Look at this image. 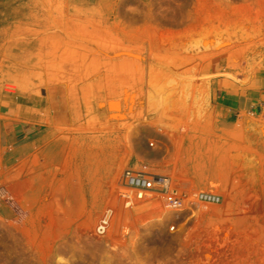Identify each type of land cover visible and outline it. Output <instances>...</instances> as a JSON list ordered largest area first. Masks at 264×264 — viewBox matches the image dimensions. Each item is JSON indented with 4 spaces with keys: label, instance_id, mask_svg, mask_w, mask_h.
I'll use <instances>...</instances> for the list:
<instances>
[{
    "label": "rangeland",
    "instance_id": "obj_1",
    "mask_svg": "<svg viewBox=\"0 0 264 264\" xmlns=\"http://www.w3.org/2000/svg\"><path fill=\"white\" fill-rule=\"evenodd\" d=\"M42 2L47 10L34 13L39 28L27 33L19 23L10 41L24 34L62 39L67 28L69 39H106L140 50L146 82L153 71L156 86L144 82L150 102L144 95L135 122L115 125L123 117L112 118L110 97L123 85L102 74L101 100L87 101L83 127L63 130L49 152L38 149L13 167L0 153V264H264V110L244 112L224 129L211 102L212 90H250L263 74L264 0ZM20 40L31 44L0 61V100L14 91L41 96L58 82L57 49L43 53L44 39ZM144 165L172 177L189 199L210 191L222 202L176 212L160 200L125 211L122 175ZM109 207L116 216L100 235Z\"/></svg>",
    "mask_w": 264,
    "mask_h": 264
},
{
    "label": "crops",
    "instance_id": "obj_2",
    "mask_svg": "<svg viewBox=\"0 0 264 264\" xmlns=\"http://www.w3.org/2000/svg\"><path fill=\"white\" fill-rule=\"evenodd\" d=\"M42 3V0L40 3L37 0H0V61L8 57L14 59L13 55L17 54L20 46L27 48L26 44H31L20 39H44L41 52L49 50V43L53 41L51 36L24 34L15 37L17 40L13 42L8 35L19 23L20 28L24 29L23 32L36 30L38 17L34 13L38 9L47 10ZM27 12L32 14L26 15ZM61 38L64 39L63 36ZM34 41L32 43L35 44ZM45 54L44 57L47 56ZM56 55V59L62 60V65L55 69V74L59 77L57 84H50L41 96L14 91L4 94L0 100V153L2 162L7 167H13L31 156H36L38 149L45 148L49 152L62 137L63 130L83 127L87 115V101L101 100V75L111 78L115 76L108 69L101 68L102 62L97 57L89 58L93 62H84V59L80 61L64 53ZM50 70L53 73V69ZM124 92L123 87L110 99L120 101L121 105L126 106ZM211 102L220 115L218 121L224 129L236 124L244 112L264 110V71L254 79V86L250 90L234 92L225 89L223 85L220 89L212 90ZM110 113L111 110L109 115ZM115 121V125L122 124L116 119Z\"/></svg>",
    "mask_w": 264,
    "mask_h": 264
},
{
    "label": "bare ground",
    "instance_id": "obj_3",
    "mask_svg": "<svg viewBox=\"0 0 264 264\" xmlns=\"http://www.w3.org/2000/svg\"><path fill=\"white\" fill-rule=\"evenodd\" d=\"M222 4V3H221ZM94 23V22H93ZM67 24V23H66ZM93 26V25H92ZM80 28V27H79ZM73 29V28H72ZM81 29V28H80ZM220 29V28H219ZM71 30V29H70ZM68 28L65 31H60L63 34L64 38L67 39H53L52 43H49V49L52 50V48H54L56 51H58L57 53H60V51L64 50L66 52H64V54H67L68 56L74 58V59H78L80 61H91V59H89L90 57H97L98 59L101 60V68L102 69H108L109 72L111 71L113 74H118V79L113 76L112 78L110 77V81L111 82H116L118 80V82H120L123 87L125 88V92H124V97L126 100V106L123 107L120 103V101H115L113 102V105L111 106L113 108V110H117L116 114H114L112 116V118H116V116L118 117H123V121L122 124L127 123V121L129 122L130 119L135 118L136 116L139 117L138 115H140V113L142 112V110L145 108L144 104L146 105V103H144V95L146 94L144 92V88H145V84L144 82H146L147 76H146V70H144L145 65H144V61H145V56L141 53L140 50L138 49H128V48H120V47H116V46H112L111 44L106 43V39H104L105 41L100 42L98 39H69L72 36L73 31L71 32ZM76 30V29H75ZM74 30V31H75ZM84 30V28L82 29ZM93 30V29H92ZM98 30V29H96ZM86 31V29H85ZM84 31V33H85ZM101 31V30H100ZM99 31V32H100ZM88 32V30L86 31ZM90 32H92L90 30ZM98 32V33H99ZM83 31L82 34L84 35ZM107 33V32H105ZM88 35V33H87ZM104 35V36H103ZM222 35V34H221ZM91 36H93V34H91ZM90 36V37H91ZM96 37V34L94 35ZM93 36V37H94ZM103 38L106 36L105 34L101 35ZM100 36V37H101ZM109 36V34H107V37ZM92 37V38H93ZM94 37V38H95ZM99 37V35H98ZM97 37V38H98ZM101 37V40H103V38ZM105 37V38H107ZM109 38V37H108ZM111 38V37H110ZM100 39V38H99ZM111 41H113L112 39H110ZM110 41V42H111ZM115 41V40H114ZM116 41H119L118 39H116ZM115 41V42H116ZM121 41V40H120ZM119 41V42H120ZM46 42H48L46 40ZM45 42V43H46ZM114 42V43H115ZM116 42V43H119ZM221 42V41H219ZM218 42V43H219ZM238 42V41H237ZM227 44V43H226ZM123 45V43H122ZM130 45V44H129ZM215 45L217 46V44L215 43ZM221 48L222 46V42L218 44ZM237 45V44H236ZM131 46V45H130ZM208 45H205V47H207ZM204 47V48H205ZM231 47V46H230ZM151 48V47H150ZM191 48V47H190ZM207 49V48H206ZM223 49V48H222ZM151 50V49H150ZM216 51V50H215ZM209 52V51H208ZM221 52L219 55H224L225 54V50H221L219 51ZM56 53V52H55ZM54 53V54H55ZM56 53V54H57ZM62 53V52H61ZM156 53V52H155ZM180 53V52H179ZM211 53V52H210ZM209 53V54H210ZM216 53V52H213ZM148 54V53H147ZM154 54V53H153ZM152 54V55H153ZM159 55V54H158ZM161 55V54H160ZM169 55V54H168ZM208 55V54H207ZM206 52H205V57L207 56ZM213 55V54H212ZM217 55V54H215ZM156 56V54H155ZM164 55H162L163 57ZM201 56V55H200ZM238 56V55H237ZM85 57L87 60H85ZM147 57V56H146ZM152 57V56H151ZM161 57V56H160ZM167 56H164L163 58H165ZM173 58V56H171ZM170 57V58H171ZM175 57V56H174ZM181 58V56H179ZM192 57V56H191ZM202 57V56H201ZM239 57V56H238ZM37 59V57H35ZM186 58V57H184ZM200 58V57H199ZM190 59V58H189ZM192 59V58H191ZM203 59V58H202ZM208 59V58H207ZM236 59V58H235ZM154 60V59H153ZM166 60V59H164ZM163 60V61H164ZM62 61V60H61ZM79 61V62H80ZM172 61V60H171ZM170 61V62H171ZM187 61V60H185ZM228 61V60H227ZM236 61V60H235ZM34 62V61H33ZM39 62V61H37ZM36 62V63H37ZM93 62V61H91ZM165 62V61H164ZM173 62V61H172ZM184 62V61H183ZM27 63V62H26ZM60 63V62H59ZM167 63V62H166ZM187 63V62H186ZM40 64V63H39ZM168 64V63H167ZM62 65V63H61ZM93 65V64H92ZM170 65V64H169ZM151 66V65H150ZM154 67V66H152ZM168 67V66H167ZM190 67V66H189ZM229 67V66H228ZM82 68V67H81ZM80 68V69H81ZM158 68V67H156ZM175 68V67H173ZM177 69V68H176ZM27 70V69H26ZM149 70V69H148ZM194 69H192L193 71ZM61 71V70H60ZM182 71V70H181ZM180 71V72H181ZM196 71V70H195ZM219 71V72H218ZM27 72V71H26ZM104 72V71H103ZM153 71H151L150 73H152ZM169 72V71H168ZM218 74H221L220 69L217 70ZM148 75V83L147 86L150 88L153 87V74ZM154 73V72H153ZM178 73V72H177ZM26 74V73H24ZM156 74V73H155ZM179 74V73H178ZM195 74V73H194ZM217 74V75H218ZM92 75V74H91ZM159 75V74H158ZM184 75V74H183ZM216 75V74H215ZM222 75V74H221ZM224 75V74H223ZM82 76V75H81ZM80 76V77H81ZM173 76V75H172ZM228 76V75H227ZM25 77V76H24ZM160 77V76H159ZM27 79V78H26ZM82 79V78H81ZM164 79V76H163ZM184 81V80H183ZM207 81V80H206ZM68 82V81H67ZM111 82L109 84H111ZM155 82V81H154ZM174 82V81H173ZM182 82V81H181ZM180 82V83H181ZM192 82V81H191ZM160 83V82H159ZM91 84V83H90ZM195 84V83H194ZM204 84V83H203ZM202 84V85H203ZM119 85V84H118ZM121 86V85H120ZM156 86V85H155ZM162 86V85H161ZM158 87V86H157ZM209 87V86H208ZM25 88V87H24ZM178 88V87H177ZM181 89V88H180ZM147 90V89H146ZM152 90V89H151ZM176 90V89H175ZM149 91V90H148ZM153 91V90H152ZM152 91L150 92L149 95H151ZM154 91H156L154 89ZM183 91V90H182ZM200 91V90H199ZM161 93V92H160ZM182 93V92H181ZM194 93V92H193ZM156 94V93H155ZM183 94V93H182ZM146 96V95H145ZM156 96V95H155ZM184 96V95H183ZM165 97V96H163ZM171 97V96H170ZM176 97V96H175ZM147 98V96L145 97ZM152 98V97H151ZM149 101V98H147ZM112 100V99H111ZM155 100V99H154ZM110 101V100H109ZM152 101V100H151ZM196 101V100H195ZM150 102V101H149ZM156 103V100L154 101ZM161 102V101H160ZM196 103V102H195ZM149 104V103H148ZM169 104V103H168ZM167 104V105H168ZM188 104V103H187ZM84 105V104H83ZM152 105V104H151ZM155 105V104H154ZM163 105V104H162ZM171 105V104H170ZM149 107V105H147ZM153 106V105H152ZM171 107V106H170ZM188 107V106H187ZM111 108V109H112ZM185 108V107H183ZM174 109V108H173ZM180 109V108H179ZM157 110V108H156ZM149 111V110H148ZM146 111V112H148ZM188 111V110H187ZM91 112V111H90ZM154 112V111H153ZM163 112V111H162ZM114 113V112H113ZM143 113V112H142ZM150 113V112H149ZM147 114V113H146ZM142 115V114H141ZM187 115V114H186ZM87 116V115H86ZM182 116V115H181ZM117 117V118H118ZM89 118V117H88ZM111 118V117H110ZM144 118V116H143ZM174 118V117H173ZM139 119V118H138ZM98 120V119H97ZM134 120V119H133ZM136 120V118H135ZM134 120V122H135ZM140 120V119H139ZM171 120V119H170ZM89 121V120H88ZM91 121V120H90ZM142 121V120H140ZM144 121V120H143ZM146 121V120H145ZM184 122V121H183ZM88 123V122H87ZM120 123V122H119ZM131 123V122H130ZM140 123V122H139ZM177 123V122H176ZM182 123V122H180ZM138 124V123H137ZM136 124V125H137ZM186 124V123H185ZM131 125V124H130ZM143 125V124H142ZM138 126V125H137ZM141 126V125H139ZM171 126V125H170ZM188 126V125H187ZM128 128V126H126ZM134 127V126H133ZM136 127V126H135ZM152 127V126H151ZM185 127V126H184ZM144 131V130H143ZM172 178V177H171ZM173 179V178H172ZM174 181V180H173ZM175 182V181H174Z\"/></svg>",
    "mask_w": 264,
    "mask_h": 264
},
{
    "label": "built area",
    "instance_id": "obj_4",
    "mask_svg": "<svg viewBox=\"0 0 264 264\" xmlns=\"http://www.w3.org/2000/svg\"><path fill=\"white\" fill-rule=\"evenodd\" d=\"M150 146H155V143L151 142ZM122 178L125 184L119 197L125 211L140 209L142 206L152 209L160 200L176 212L192 211L195 205H219L222 202L220 195L210 191H199L189 199L170 176L158 174L148 165L142 166L140 170L128 169ZM115 216V208L109 207L97 226V233L104 235ZM101 227L103 230H100Z\"/></svg>",
    "mask_w": 264,
    "mask_h": 264
}]
</instances>
